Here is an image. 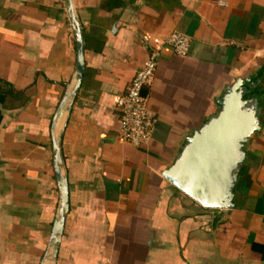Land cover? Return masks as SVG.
Listing matches in <instances>:
<instances>
[{
  "label": "crops",
  "instance_id": "crops-1",
  "mask_svg": "<svg viewBox=\"0 0 264 264\" xmlns=\"http://www.w3.org/2000/svg\"><path fill=\"white\" fill-rule=\"evenodd\" d=\"M70 2L85 69L54 120L75 83L69 2L0 0V264H264V104L233 209L204 208L162 176L225 85L248 78L264 93V0ZM173 31L189 36V51L161 49L142 90L157 122L133 146L116 99ZM54 138L69 195L56 259Z\"/></svg>",
  "mask_w": 264,
  "mask_h": 264
},
{
  "label": "water",
  "instance_id": "water-1",
  "mask_svg": "<svg viewBox=\"0 0 264 264\" xmlns=\"http://www.w3.org/2000/svg\"><path fill=\"white\" fill-rule=\"evenodd\" d=\"M68 2L67 11L76 39L75 83L70 91L64 93L54 120L64 109H70L85 69L83 34L70 0ZM214 101L216 111L185 138L162 176L202 207L230 210L235 207L234 189L245 158L244 146L249 137L262 128L264 93L248 78H237L225 85ZM53 167L60 201L52 224L49 248L52 259H56L65 214L69 209L59 138L53 139Z\"/></svg>",
  "mask_w": 264,
  "mask_h": 264
},
{
  "label": "built area",
  "instance_id": "built-area-1",
  "mask_svg": "<svg viewBox=\"0 0 264 264\" xmlns=\"http://www.w3.org/2000/svg\"><path fill=\"white\" fill-rule=\"evenodd\" d=\"M163 46L170 47L178 56H185L189 51L190 38L173 31L163 42L151 47L144 65L135 72L126 91L116 99L119 134L133 146L147 145L157 122V116L149 108L142 90L153 79Z\"/></svg>",
  "mask_w": 264,
  "mask_h": 264
}]
</instances>
